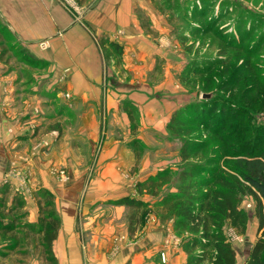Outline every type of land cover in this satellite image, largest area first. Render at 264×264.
I'll return each instance as SVG.
<instances>
[{
	"label": "crops",
	"instance_id": "1",
	"mask_svg": "<svg viewBox=\"0 0 264 264\" xmlns=\"http://www.w3.org/2000/svg\"><path fill=\"white\" fill-rule=\"evenodd\" d=\"M76 1L84 7L83 20L91 31L72 25L59 0H0L2 31L43 63L32 67L37 69L42 89L58 87L55 97H41L37 91L17 92L15 77L10 88L4 89L9 79L0 77V183L12 177L10 161L17 156L15 151L30 146L27 159L32 178L27 182L52 195L60 220L52 244L57 264L113 258L107 246L116 229L127 222V208L113 201L124 196L148 201L145 188H137L141 179L135 177L140 175L130 177L134 155L129 146L130 121L124 110V104L131 101L139 114L146 113L148 97L129 90L123 80L115 88L108 77L114 68L113 60L111 65L105 63L107 49L103 48L107 46L100 45L101 38L119 45L122 67L136 71L135 77L140 78L148 68V56L154 54L148 35L138 27L136 11L142 5L138 0ZM117 28L122 29L120 34L115 33ZM68 89L74 94V104L66 108L64 96ZM3 90L7 92L5 97ZM68 112L73 113L72 129L67 126ZM145 115L138 116V140L147 131ZM149 124L157 128L159 123L153 119ZM71 134L73 147L69 145ZM144 163L140 159V166ZM13 195L11 192L9 202ZM32 204L28 202L27 220L31 223L37 218V207ZM145 229H149L147 224L140 231L145 233L143 245H147ZM152 233L148 236L154 239ZM179 258L185 263L181 251Z\"/></svg>",
	"mask_w": 264,
	"mask_h": 264
},
{
	"label": "rangeland",
	"instance_id": "2",
	"mask_svg": "<svg viewBox=\"0 0 264 264\" xmlns=\"http://www.w3.org/2000/svg\"><path fill=\"white\" fill-rule=\"evenodd\" d=\"M59 1L70 16L72 25H82L91 31L89 23L83 20L85 9L81 4L76 0ZM138 1L142 5L138 6L136 11L138 27L144 35H148V42L154 50V54L148 56V68L141 72L140 78H136V71L122 67L121 56L111 51L108 56L104 52V58L108 65H111L110 60H113L114 68L110 70L108 77L115 88L123 80V83L129 84V90H137L148 97L146 113L139 114L138 107L131 101L124 104L132 137L129 146L134 155L130 177L140 175L135 177V180L141 179L140 185L148 195L144 222L135 231L128 229L127 222L116 229L114 238L110 239V245L107 246L109 256L113 254V258L102 262L88 261L78 264H185L182 259L180 261L179 251L182 252L185 262L188 253H203L200 248L191 249L185 244L186 231L179 230L174 219L170 217L168 206L160 200L166 193L176 191L178 174L185 164L215 161L216 167H221L223 158L216 157L222 155L223 144L211 131L195 126L186 138L193 137L197 141H204L207 146L192 154L185 163L182 162L179 154L181 140L171 136L166 129L177 109L191 105L194 111V108L202 103L201 95L208 93L215 105L228 109L225 114L227 125L247 127L260 139L264 137V0ZM73 4L77 6L76 9ZM2 30L0 27V77L3 75V79H9L6 88H3H10L11 79L15 77L14 88L17 92L32 94L37 91L41 97H55L57 85L42 89L41 84H38L41 83L37 79L39 75L35 72L37 69L32 68L43 63L35 60L23 44L16 42V39ZM121 32L122 29H115V33ZM105 49L108 48H103ZM128 57L133 60L131 54ZM136 80L141 83H136ZM114 90L115 97H118L119 92ZM5 93L7 94L3 90L4 97ZM64 97L66 108L74 104V94L71 90L68 89ZM128 113H131L132 121ZM140 115L148 117V126L146 133L141 134V139L138 140L136 136ZM67 118V126L72 129L73 113L68 112ZM153 119L161 125L157 124V128L149 126ZM191 123L192 121L189 122ZM69 136V145L73 147L74 135ZM133 140L137 141L141 149L137 162ZM29 151L30 146L25 145L15 151L17 156L12 157L10 161L12 177L3 178L0 183V187L7 186L10 193H15L22 201L24 221L27 222L30 211L28 202L37 207L34 192L39 189L27 182L32 178L28 168ZM142 158L145 162L143 167L140 166ZM157 173H162L163 177L160 178L161 184L156 190L157 194L151 195L147 191L151 187L147 179ZM201 177L204 178L203 175ZM200 189L203 190L204 187ZM254 207L255 202L251 197H241L239 208L248 215L243 233H239L227 222L223 224V233L236 253V264H243L251 245L259 236L258 221L253 215ZM127 213L128 210L125 218ZM145 224L149 228L145 229L147 234L153 231L152 234L155 235L154 239L146 236L147 245L142 244L145 233L140 234ZM154 246L157 247L156 250L153 249ZM26 249V257L14 253L7 256L0 254V264H43L31 247ZM200 264L209 262L204 259Z\"/></svg>",
	"mask_w": 264,
	"mask_h": 264
},
{
	"label": "trees",
	"instance_id": "3",
	"mask_svg": "<svg viewBox=\"0 0 264 264\" xmlns=\"http://www.w3.org/2000/svg\"><path fill=\"white\" fill-rule=\"evenodd\" d=\"M100 45L107 46V56L111 51L119 57L122 54L121 47L107 38H101ZM210 97L204 98L194 111L191 105L177 109L166 129L171 136L181 140L179 154L184 163L192 154L207 146L204 141L186 136L191 134L195 126L211 131L223 144L222 155L216 157L223 158V164L221 167H216L215 161L185 164L178 174L176 191L166 193L160 201L168 206L170 217L179 230L186 231L185 244L191 249L203 250L200 255L188 253L185 264H200L204 259L209 264H236V253L223 233V224L227 222L243 233L248 215L239 208V202L242 196L251 197L255 202L253 215L258 221L259 236L251 245L243 264H264V137L260 139L247 127L227 125L225 114L228 109L215 105ZM128 115L132 121L131 113ZM132 143L135 145L133 150L137 162L141 149L136 140ZM162 177V173H157L147 179L151 184L147 190L149 194H157ZM202 187L203 190L200 189ZM137 188H142V185L138 183ZM34 194L37 199V219L31 223L24 221V206L19 197L13 195L9 202L8 187H0V254L7 256L14 253L26 257V248L31 247L43 264H57L52 244L60 220L53 198L43 188L37 189ZM113 204L127 208L126 220L130 231L140 228L144 222L146 203L138 198L124 196L113 201Z\"/></svg>",
	"mask_w": 264,
	"mask_h": 264
},
{
	"label": "water",
	"instance_id": "4",
	"mask_svg": "<svg viewBox=\"0 0 264 264\" xmlns=\"http://www.w3.org/2000/svg\"><path fill=\"white\" fill-rule=\"evenodd\" d=\"M201 97L204 99V98H209L210 97V94L208 93H205V94H202Z\"/></svg>",
	"mask_w": 264,
	"mask_h": 264
},
{
	"label": "built area",
	"instance_id": "5",
	"mask_svg": "<svg viewBox=\"0 0 264 264\" xmlns=\"http://www.w3.org/2000/svg\"><path fill=\"white\" fill-rule=\"evenodd\" d=\"M72 6H73V8H74V9H76V8H77V6H76L75 4H73ZM60 174H62V175H63V174H64V173H63V171H60Z\"/></svg>",
	"mask_w": 264,
	"mask_h": 264
}]
</instances>
